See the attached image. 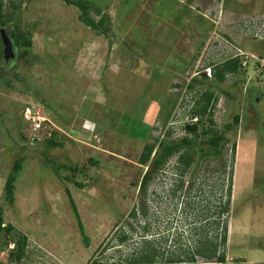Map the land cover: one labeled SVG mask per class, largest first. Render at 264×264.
Returning <instances> with one entry per match:
<instances>
[{
	"label": "rangeland",
	"instance_id": "obj_1",
	"mask_svg": "<svg viewBox=\"0 0 264 264\" xmlns=\"http://www.w3.org/2000/svg\"><path fill=\"white\" fill-rule=\"evenodd\" d=\"M88 1L107 33L83 23L80 8L65 0H4L9 27L31 31L33 45L7 59L0 36V205L15 227L0 231L1 262L130 264L144 241L142 211L150 214L147 239L165 255L191 249L202 225L216 232L206 221L215 222L229 198L226 262L187 264H264V0ZM236 56L239 72L216 82L213 68ZM207 89L218 96L221 156L198 151L171 198L175 159L152 169L143 203L135 183L149 167L139 163L144 145L193 137L184 126ZM52 137L63 145L49 147ZM133 206L142 221L119 242L116 230ZM21 233L27 247L18 262L11 250Z\"/></svg>",
	"mask_w": 264,
	"mask_h": 264
},
{
	"label": "trees",
	"instance_id": "obj_2",
	"mask_svg": "<svg viewBox=\"0 0 264 264\" xmlns=\"http://www.w3.org/2000/svg\"><path fill=\"white\" fill-rule=\"evenodd\" d=\"M68 4L76 5L82 11L80 14V19L87 26L93 28L95 31L105 34L107 33V27L105 25L104 19L96 21L90 14L89 10H91V4L88 0H65ZM10 21L9 13L5 10L4 0H0V29L5 28L9 37L13 42V48L15 51V47L23 48V55H26L29 51L28 49L33 45V39L31 36V31L27 33L23 31H19L17 29H11L8 25ZM1 36V34H0ZM15 53V52H14ZM16 54H14V57ZM13 57V58H14ZM11 60V59H10ZM241 67L240 57H232L226 59L220 63H218L213 68L214 79L216 82L224 81L227 74H236L239 72ZM195 80V79H194ZM193 83H189V87L192 88ZM218 101V96L215 95L214 91L209 89L202 91L201 95L195 101L193 109L191 113L193 117H197V121L193 123L185 124L186 130L190 133H193V137L186 136L176 142H169L166 140H162L160 143V149H156V145L154 143H146L144 145L143 151L139 157V163L148 164L149 167L146 169V172L141 178L139 184L135 183L139 189V194L142 196L143 203H149L150 201H144L145 198H148V185L150 180L153 178L152 169L155 168L157 171L164 170L168 162L171 159H175V164L172 166L173 178L171 181L170 187H168V196L175 197L176 192L184 186L185 173L191 165L194 163L196 153H200V157H207L210 155L219 157L222 154V146L225 140V134L218 129L214 128L215 121L213 119V108H215V104ZM176 104V101L173 102V106ZM240 119V115L237 114L235 116V123L238 124ZM170 133V132H169ZM205 137L204 140L198 142L200 137ZM49 140V139H48ZM49 147L53 146H62L63 143L57 140L55 137H52L51 140L48 141ZM151 167V168H150ZM22 169V163L20 160H17L15 163V171L9 177L6 183V200L8 202H13L14 200V186L17 179V173ZM195 169V168H194ZM231 185L229 190H231ZM155 192V191H153ZM72 206L74 207V213L79 220L81 229L83 228L81 218L79 215V211L74 203V199L71 196L70 192L67 191ZM230 194V191H229ZM146 196V197H145ZM220 202V200H218ZM186 205L188 206V202L185 200ZM230 200L229 198L225 202H220L215 216V222L211 223L209 220L206 221V224H214V230L216 232L213 235L208 231V228L202 225V230L194 231L193 234L198 236L195 238L194 246L189 249H183L178 252H170L168 255H165V251L161 250L157 245H155L151 239H147V234H149L150 229V221H149V213L142 211V216H144L143 224L141 226V230L143 232V245L137 254L128 257V262L130 264H153L156 262H165L167 264H176V263H194L197 257H201L206 261H217L220 263L226 262V244L229 240L228 236V223L227 219H223V216L227 214L229 211ZM188 208V207H187ZM148 209V206H147ZM186 208L184 207V210ZM136 212V213H135ZM137 208L133 206V208L128 213V221L125 222L127 224V228L125 229V223L122 224L117 230L116 233H120L117 235V239L119 242H125L129 239L128 231L135 230V228L140 223L141 218L137 217ZM138 229V228H137ZM221 229V230H219ZM0 231H4L5 234L9 235L15 231V227L12 224H6L3 217V207L0 205ZM174 238V237H173ZM168 238L164 239L167 242ZM14 243V247L11 252L14 253V256L20 262L23 259L24 253L26 252L27 247V237L25 234H20L17 239L12 241ZM162 242V241H161ZM163 243V242H162ZM97 262H93V264ZM0 264H4L0 260Z\"/></svg>",
	"mask_w": 264,
	"mask_h": 264
},
{
	"label": "water",
	"instance_id": "obj_3",
	"mask_svg": "<svg viewBox=\"0 0 264 264\" xmlns=\"http://www.w3.org/2000/svg\"><path fill=\"white\" fill-rule=\"evenodd\" d=\"M0 34L2 37L3 44H4L5 57L7 59H9V57H14L13 42L4 27L0 29Z\"/></svg>",
	"mask_w": 264,
	"mask_h": 264
},
{
	"label": "built area",
	"instance_id": "obj_4",
	"mask_svg": "<svg viewBox=\"0 0 264 264\" xmlns=\"http://www.w3.org/2000/svg\"><path fill=\"white\" fill-rule=\"evenodd\" d=\"M40 119L34 121V126L36 130H39L42 127V121H44L43 117H39ZM193 121H197V117H193Z\"/></svg>",
	"mask_w": 264,
	"mask_h": 264
},
{
	"label": "crops",
	"instance_id": "obj_5",
	"mask_svg": "<svg viewBox=\"0 0 264 264\" xmlns=\"http://www.w3.org/2000/svg\"><path fill=\"white\" fill-rule=\"evenodd\" d=\"M145 120V119H144ZM146 120H147V122H148V117L146 118ZM85 121H88V120H86V119H84L83 121H82V123L81 124H83V126L85 125ZM150 124H151V121L149 122ZM84 128V127H83Z\"/></svg>",
	"mask_w": 264,
	"mask_h": 264
}]
</instances>
